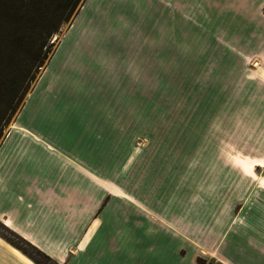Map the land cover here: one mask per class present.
Instances as JSON below:
<instances>
[{"label": "crops", "instance_id": "obj_1", "mask_svg": "<svg viewBox=\"0 0 264 264\" xmlns=\"http://www.w3.org/2000/svg\"><path fill=\"white\" fill-rule=\"evenodd\" d=\"M102 1L81 8L0 143V223L56 264H264V0H144L167 63L192 60L195 117V137L163 128L144 148L122 100L131 70L117 89L75 29ZM0 264L35 263L0 239Z\"/></svg>", "mask_w": 264, "mask_h": 264}, {"label": "rangeland", "instance_id": "obj_2", "mask_svg": "<svg viewBox=\"0 0 264 264\" xmlns=\"http://www.w3.org/2000/svg\"><path fill=\"white\" fill-rule=\"evenodd\" d=\"M86 3L87 0L82 2L77 14ZM156 3H154L155 7L150 10L144 0H123L121 6H119L118 2L115 3L111 0L97 2L93 18L88 19L85 25L80 20L75 28L79 29L82 35L81 40L84 43L99 46L98 50L92 49L89 51L88 56H86L88 62L92 65L96 62L102 64L103 68L98 73L106 75L108 80L111 78L110 81L113 80L115 82L117 89H119L122 80L126 79V77L128 80V75H125L123 68H126L127 72L131 70L132 78L136 79V96L131 99V97H128L129 94L124 95L122 100L125 105L129 104L137 107L136 140L139 148H144L146 139L153 137L158 140L162 138L163 128L166 132L165 134H169L170 139L178 138L181 134H185L186 137L190 138L195 137V117L190 112L194 105V99L187 96L188 92L190 93L191 91V81H188V77H190L188 76V66H184V64H189L192 60L188 59L190 57L188 54L185 56V60L184 57L179 58L178 51L171 50L169 64L167 63L168 60L163 55L164 51L161 44L163 41L162 31L164 29L161 9H157ZM88 8L93 10L92 5ZM77 14L68 23L62 25L58 33L52 37L51 43H54V47L45 66L53 56L57 46L68 33L71 25L74 24ZM61 57H63L61 52L54 54L52 62L47 69L48 75ZM45 66L40 69L36 81L24 98L20 109L31 91H33ZM185 71H187L186 76L184 74ZM185 77L186 81L184 80ZM131 93L133 94L134 92ZM184 93H186L185 96H183ZM17 114L5 130L4 136ZM126 116L127 120H129L128 115L122 114L123 123H125ZM217 132L220 137H249L251 133V131H239V134H237L234 131V134L231 135L229 131L224 129L217 130ZM128 148H131V146ZM0 239L10 246H12L10 244L12 243L20 247L25 252L24 255L33 262L37 261L38 264H56L49 257H44V254H40L41 252L33 246L22 243L2 223H0ZM37 262L34 263L36 264ZM198 262L200 264L207 263L203 259H199Z\"/></svg>", "mask_w": 264, "mask_h": 264}, {"label": "trees", "instance_id": "obj_3", "mask_svg": "<svg viewBox=\"0 0 264 264\" xmlns=\"http://www.w3.org/2000/svg\"><path fill=\"white\" fill-rule=\"evenodd\" d=\"M83 1L0 0V143L52 53V37L77 14Z\"/></svg>", "mask_w": 264, "mask_h": 264}, {"label": "bare ground", "instance_id": "obj_4", "mask_svg": "<svg viewBox=\"0 0 264 264\" xmlns=\"http://www.w3.org/2000/svg\"><path fill=\"white\" fill-rule=\"evenodd\" d=\"M16 252V251H15Z\"/></svg>", "mask_w": 264, "mask_h": 264}]
</instances>
